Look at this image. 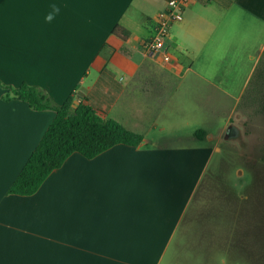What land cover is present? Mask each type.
<instances>
[{
	"label": "crops",
	"instance_id": "1",
	"mask_svg": "<svg viewBox=\"0 0 264 264\" xmlns=\"http://www.w3.org/2000/svg\"><path fill=\"white\" fill-rule=\"evenodd\" d=\"M168 1L0 0V264L163 263L219 152L211 123L250 98L264 57V0H193L169 28L170 62L146 54ZM21 84L55 104L82 88L80 102L142 142L74 153L33 195H8L55 116L13 99ZM200 247L164 264H219Z\"/></svg>",
	"mask_w": 264,
	"mask_h": 264
},
{
	"label": "rangeland",
	"instance_id": "2",
	"mask_svg": "<svg viewBox=\"0 0 264 264\" xmlns=\"http://www.w3.org/2000/svg\"><path fill=\"white\" fill-rule=\"evenodd\" d=\"M247 92L250 98L222 107L227 115L211 123V131L223 130L219 152L211 155L162 264L195 258L200 244L206 261L264 264V57Z\"/></svg>",
	"mask_w": 264,
	"mask_h": 264
},
{
	"label": "trees",
	"instance_id": "3",
	"mask_svg": "<svg viewBox=\"0 0 264 264\" xmlns=\"http://www.w3.org/2000/svg\"><path fill=\"white\" fill-rule=\"evenodd\" d=\"M112 34L123 38L128 32L116 26ZM9 90L13 99L25 102L35 111H53L55 116L10 185L8 195H33L51 172L60 168L74 153L92 159L116 145L136 147L142 142L141 135L126 130L110 118H102L82 101L73 108V97L55 104L38 87L21 84ZM203 134L202 130L194 133L197 139Z\"/></svg>",
	"mask_w": 264,
	"mask_h": 264
},
{
	"label": "built area",
	"instance_id": "4",
	"mask_svg": "<svg viewBox=\"0 0 264 264\" xmlns=\"http://www.w3.org/2000/svg\"><path fill=\"white\" fill-rule=\"evenodd\" d=\"M193 0H169L163 12L158 13L152 20L151 36L144 44L146 54L161 53L163 62H170V55L165 50L169 38L170 26L182 20V9Z\"/></svg>",
	"mask_w": 264,
	"mask_h": 264
},
{
	"label": "water",
	"instance_id": "5",
	"mask_svg": "<svg viewBox=\"0 0 264 264\" xmlns=\"http://www.w3.org/2000/svg\"><path fill=\"white\" fill-rule=\"evenodd\" d=\"M83 92H84V90L82 88L77 92V97L73 102V108H75L79 104L80 99L83 96Z\"/></svg>",
	"mask_w": 264,
	"mask_h": 264
}]
</instances>
